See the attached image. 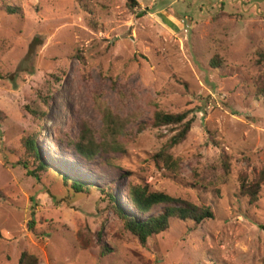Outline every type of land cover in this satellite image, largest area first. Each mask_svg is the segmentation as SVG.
Returning a JSON list of instances; mask_svg holds the SVG:
<instances>
[{"label":"rangeland","instance_id":"1","mask_svg":"<svg viewBox=\"0 0 264 264\" xmlns=\"http://www.w3.org/2000/svg\"><path fill=\"white\" fill-rule=\"evenodd\" d=\"M134 1L0 0V264L22 252L39 264H264V186L252 204L238 195L264 166V100L252 88L264 68L254 56L264 54V0ZM155 110L190 112L181 143L166 149L175 132L151 127ZM81 123L87 138L124 153L107 165L77 157L69 143ZM28 135L54 176L36 182L14 165ZM164 148L180 180L149 160ZM58 174L97 190L113 184L120 200L146 186L213 218L174 222L142 245L98 191L69 196Z\"/></svg>","mask_w":264,"mask_h":264},{"label":"trees","instance_id":"2","mask_svg":"<svg viewBox=\"0 0 264 264\" xmlns=\"http://www.w3.org/2000/svg\"><path fill=\"white\" fill-rule=\"evenodd\" d=\"M126 5L129 9L136 6L134 0H126ZM2 11L10 16L19 15V10L7 5L2 6ZM257 57L255 64L260 66L264 62V54L257 50L254 53ZM219 62L213 60L211 62L212 67L218 66ZM3 77L0 75V80ZM252 88L255 98H261L264 100V68L260 74L252 81ZM28 110V109H27ZM32 115L43 116V113L28 110ZM190 112L184 111L181 113L171 114L165 113L161 110H155L152 114L151 127L155 129L172 128L175 132L167 141L166 149L172 148L181 143L188 132L190 131L193 123V118L188 119ZM2 114L0 113V121ZM110 126V125H109ZM108 126L110 130L111 127ZM79 135L75 143H69L73 152L87 162L91 161L95 155L103 158L102 162L107 165L108 159L111 154H123L124 151L120 145L113 140L112 143L105 141L95 143L93 138H87L88 130L85 123H81L79 128ZM110 134L113 136L115 130L112 128ZM22 153L17 157L15 166L21 167L26 171V174L33 178L36 182L41 181L42 175L51 174L54 176V170L46 164L40 158L38 146L36 143V136H26L21 139ZM166 149H162L159 152L153 154L149 160L156 166L162 168L173 180H180L174 174L177 168V160L173 159L171 155L166 152ZM105 155H108L105 158ZM222 169V175L220 178L222 181H226L229 175V162L228 157L222 158L220 164ZM61 183L63 185V192L69 196L80 198L83 196H90L95 191L100 193L102 200L107 202L108 208L122 223L125 230L138 239L143 245L148 239L154 236L166 233L171 224L174 222H191L195 226L210 220L213 218V214L208 207H198L192 203L173 198L163 193L149 192L146 186L131 185L127 188L122 200L112 193L113 184H108L97 190L88 184L75 180L71 177L58 174ZM169 177V178H170ZM202 179H197L194 186H202ZM223 184V183H222ZM264 186V166L258 172L257 176L251 182L242 181L239 184L238 195L248 201V204H252L257 201L262 187ZM3 196L0 192V200ZM33 221H30L28 228H32ZM260 230L264 231V225L258 226ZM100 237L97 236V241ZM101 253H109L107 247L100 244ZM18 264H39V260L33 254L28 252H22Z\"/></svg>","mask_w":264,"mask_h":264}]
</instances>
